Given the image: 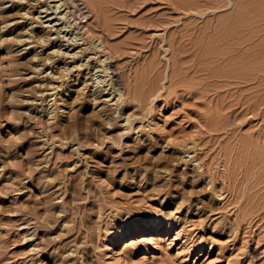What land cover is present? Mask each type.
<instances>
[{"label": "rangeland", "instance_id": "374dc122", "mask_svg": "<svg viewBox=\"0 0 264 264\" xmlns=\"http://www.w3.org/2000/svg\"><path fill=\"white\" fill-rule=\"evenodd\" d=\"M131 1L83 44L60 0H0V264H264V105L225 80L264 68V0Z\"/></svg>", "mask_w": 264, "mask_h": 264}, {"label": "bare ground", "instance_id": "6f19581e", "mask_svg": "<svg viewBox=\"0 0 264 264\" xmlns=\"http://www.w3.org/2000/svg\"><path fill=\"white\" fill-rule=\"evenodd\" d=\"M37 1V0H36ZM45 1V0H44ZM201 4H198L199 6V8H201V5L203 6H208L207 8H210L211 9V11L212 10H214L215 8H213V7H215L217 4V2H220L221 0H215V2H212V3H210L208 0H198ZM213 1V0H212ZM39 2H40V0H39ZM41 2H42V0H41ZM40 2V3H41ZM60 2H63V5H62V8L64 7L65 9L63 10V11H65L66 10V14H65V16H63V14H61V17H55L56 19H58V21L59 20H64V22L67 24V23H69L70 24V27H73L74 28V30L76 31V33L79 35H77L78 37H79V39H80V37H81V39H80V41L81 40H83V44H85L86 43V41H88L89 39L90 40H93V38H89V37H92V35L91 34H93L94 35V33H96V31H97V29L99 28V29H101L100 31L103 33V38H102V40H103V44H105L106 43V40L107 41H109V36L111 35V27H110V24H109V22H108V20H107V18H106V16L104 15L105 13H104V11L105 10H103V8L105 7V6H111V5H113V6H120V5H123V6H126V7H130V4H131V0H60ZM198 2V3H199ZM45 4V3H44ZM48 4H49V0H48ZM62 4V3H61ZM196 4V3H195ZM212 4V5H211ZM40 5H42V4H40ZM46 5V4H45ZM44 6V5H43ZM50 6V5H49ZM56 6H58V4L56 5ZM8 7V6H7ZM192 8L191 9H193V5L191 6ZM197 7V4H196V6H195V8ZM205 7V8H206ZM216 7H218V6H216ZM51 8H53V7H51ZM194 8V9H195ZM42 9V8H41ZM59 8H56V10H58ZM44 10V9H43ZM46 10H48V9H46ZM55 10V11H56ZM48 11H50V9L48 10ZM48 11H46V12H48ZM53 11H54V9H53ZM60 11V10H59ZM198 11V10H197ZM197 11H196V13H197ZM210 11V10H209ZM43 12H45V10L43 11ZM61 12V11H60ZM104 14H103V13ZM21 13H23V12H21ZM26 13V12H25ZM30 13V12H29ZM49 13V12H48ZM59 14V13H58ZM22 15H24V14H22ZM46 15H47V13H46ZM54 15H57V11L53 14V18H54ZM69 15L70 16H75V20H73V22H75V23H73L72 21H71V19L69 18ZM48 16V15H47ZM59 16V15H58ZM23 17V16H22ZM25 17H27V15H24V17L23 18H25ZM49 17H50V14H49ZM52 17V16H51ZM262 17V16H261ZM264 17V16H263ZM262 17V18H263ZM42 18H43V16H42ZM92 18H95V23L93 24V26H92V24L91 23H88L89 21H90V19H92ZM83 20H85L86 21V23H88V25H82V23L84 22ZM56 21V20H55ZM58 21H56V22H58ZM19 22V21H18ZM37 22V21H36ZM43 22V21H42ZM42 22L40 23V25L42 24ZM60 22V21H59ZM48 23H52V22H48ZM53 23H55L54 21H53ZM16 24V23H15ZM55 24H57V23H55ZM55 24H53V25H55ZM61 24V23H60ZM241 24H245V23H241ZM12 25V24H11ZM49 25V24H48ZM48 25H45L46 27H48ZM62 25L64 26V24H63V22H62ZM235 25H238V24H235ZM50 26V25H49ZM56 26H58V24L56 25ZM66 26V25H65ZM64 26V27H65ZM68 26V25H67ZM231 27L230 28H233L234 27V25H233V27H232V25H230ZM240 26V25H239ZM239 26H237V28L239 27ZM241 26H243V25H241ZM247 26V25H246ZM246 26L244 27V28H246ZM35 27H38V26H35ZM61 28H57L58 30H60V29H62L63 27L62 26H60ZM69 27V26H68ZM34 28V27H33ZM50 28V27H49ZM51 28H53V26L51 27ZM56 28V27H55ZM54 28V29H55ZM73 28H71L72 30H73ZM229 28V29H230ZM44 29H45V27H44ZM56 29V33H57V30ZM63 29H65V28H63ZM70 29V28H69ZM233 29H235V28H233ZM232 29V30H233ZM242 29V28H241ZM47 30V29H46ZM67 30V29H66ZM73 30V31H74ZM226 30H228V27H227V29ZM224 31V32H227V31ZM248 30V29H247ZM247 30H244V31H247ZM48 31V30H47ZM46 31V32H47ZM52 31H54L53 29H52ZM65 32L64 30H61L60 32ZM69 31V30H68ZM71 31V30H70ZM69 31V32H70ZM74 31V32H75ZM231 33H233L234 31H231V30H229ZM228 31V32H229ZM236 31V30H235ZM242 31V30H241ZM240 31V32H241ZM244 31H242L243 33H244ZM251 31H253V29H250V31L249 32H251ZM46 32H44V33H46ZM59 32V31H58ZM68 32V33H69ZM254 32V31H253ZM252 32V33H253ZM43 33V32H42ZM43 33V34H44ZM221 33V32H220ZM219 33V34H220ZM242 33V34H243ZM60 34V33H59ZM62 34V33H61ZM71 34V33H70ZM238 35V34H241V33H237V31H236V33H235V35ZM246 34V33H245ZM257 34V33H256ZM58 35V34H57ZM65 35V34H64ZM221 35V34H220ZM223 35V34H222ZM225 35V34H224ZM228 35H230V34H228ZM236 35V36H237ZM244 35V34H243ZM45 36V35H44ZM71 36V35H70ZM74 36H76V34L74 35ZM226 36V35H225ZM28 37H30V36H28ZM53 37V36H52ZM49 37V40L48 39H46V40H48V41H50V40H52L53 38H55V37ZM57 37H59V35L57 36ZM57 37L55 38V39H57ZM78 37H77V39H78ZM102 37V36H101ZM100 37V38H101ZM239 37V36H238ZM45 38V37H44ZM52 38V39H51ZM61 38H62V36H61ZM63 38H66V36L65 37H63ZM68 38V37H67ZM66 38V42H68V43H71V41L69 42L68 41V39ZM240 38V37H239ZM54 39V40H55ZM72 39H74L73 37H72ZM71 39V40H72ZM76 39V38H75ZM74 39V40H75ZM76 39V40H77ZM235 39H236V37H235ZM21 40V39H20ZM28 40V39H27ZM58 40H61V41H63V40H65V39H60V37H59V39ZM23 41V40H22ZM29 41V40H28ZM27 41V42H28ZM104 41H105V43H104ZM238 41H239V39H238ZM247 41V40H246ZM46 42V41H45ZM72 42H74V41H72ZM79 42V41H78ZM249 43H250V40L248 41ZM247 42V43H248ZM60 43V42H59ZM75 43V42H74ZM89 44L91 43V45L88 47V48H91V51L92 50H94L93 52H91L90 50V52L91 53H94V54H102L101 56H103V55H107L108 54V57H106V59L107 58H110V60H111V58L112 57H110L109 55H113L112 53H114V51H113V47H111V46H109L108 44H106V45H103V46H101L100 48H99V45L97 46V47H95L94 45L95 44H92V41L90 42H88ZM87 43V44H88ZM244 42H241V44H243ZM246 43V44H247ZM66 44V43H65ZM79 44V43H78ZM77 44V45H78ZM81 44V43H80ZM82 44V45H83ZM238 44H239V42H238ZM245 44V45H246ZM67 45V44H66ZM72 45V44H71ZM74 46L76 45V44H73ZM69 46V45H68ZM80 46V45H79ZM244 46V45H243ZM247 46V45H246ZM60 47V46H59ZM67 47V46H66ZM77 47V46H76ZM82 47H85L84 45L82 46ZM237 46H235V52L238 50L237 48H236ZM239 47H241L240 46V44H239ZM61 48V47H60ZM72 47H70V49H71ZM75 48V47H74ZM73 48V49H74ZM81 48V47H80ZM85 48H87V46L85 47ZM87 48V49H88ZM102 48V49H101ZM230 48H231V50L233 49V45H232V47L230 46ZM69 49V50H70ZM76 49V48H75ZM243 49V48H242ZM85 50V49H84ZM256 50L258 51V49L256 48ZM255 50V51H256ZM227 51V53H228V55L227 56H230L229 55V50H226ZM225 51V52H226ZM239 51V50H238ZM261 51H262V49H261ZM83 52V51H82ZM81 52V53H82ZM85 53L86 52H88V51H84ZM83 52V53H84ZM233 52V51H232ZM232 52H230V53H232ZM260 52V51H259ZM264 52V51H263ZM263 52H261V54L263 53ZM54 53V52H53ZM56 53V52H55ZM62 53V52H61ZM77 53V52H76ZM81 53H79V51H78V53L77 54H81ZM59 54V53H58ZM74 55V56H72L71 55V57H74L76 60L78 59V58H76L75 56H77L78 57V55ZM218 54V53H217ZM219 54H224V53H219ZM259 54V53H258ZM264 54V53H263ZM65 55H66V53H65ZM68 55V54H67ZM84 55H86V54H84ZM83 55V56H84ZM95 55V56H96ZM235 55V54H234ZM257 55V54H256ZM62 56H64V55H62ZM70 56V55H69ZM69 56H65V57H69ZM81 56H82V54H81ZM81 56L79 55V57L81 58ZM98 56V55H97ZM221 56V55H220ZM220 56H218V57H220ZM251 56H252V54H251ZM249 57V58H252V57ZM258 56V55H257ZM262 56H264V55H262ZM216 57V56H215ZM222 58H224L223 57V55L221 56ZM232 57H233V55H232ZM235 57V56H234ZM259 57H261V56H259ZM259 57H257V58H259ZM70 58V57H69ZM87 58V57H86ZM226 58V57H225ZM262 58V57H261ZM260 58V59H261ZM73 59V58H72ZM71 59V60H72ZM74 59V60H75ZM85 59V58H84ZM92 59H95V57H94V55H93V58L92 57H90L89 58V60L88 61H91ZM96 59H99V58H96ZM103 59H105V58H103ZM103 59H102V61H103ZM113 59V58H112ZM216 59H218L219 60V58H217L216 57ZM222 60H225V59H222ZM228 60V58L226 59V61ZM250 60V59H249ZM258 60V59H257ZM256 60V61H257ZM101 61V62H102ZM262 61H264V59H261V62ZM81 62H82V59H81ZM174 62V61H173ZM172 62V63H173ZM229 62H233V61H230L229 60ZM245 62V61H244ZM261 62H260V64H261ZM87 63V62H86ZM90 65H91V63L92 62H88ZM96 63H100V62H96ZM171 63V64H172ZM234 63V62H233ZM236 63V65L238 64V62H235ZM235 63H234V65H235ZM71 64V63H70ZM85 64V63H84ZM102 64V65H101ZM106 64H109V66H110V68H108V69H112V72H111V76L110 75H108V76H110L111 78H112V80L114 81V85L116 84L118 87L117 88H121L122 87V79L120 78V74H119V70H118V67H117V64L116 63H112V62H108V63H106ZM174 64H175V66H176V63L174 62L173 63V65L172 66H174ZM230 64V63H229ZM242 64H243V61H242ZM241 64V65H242ZM86 65V64H85ZM85 65H82L83 67L85 66ZM100 65L101 66H103L104 64L103 63H100ZM231 66H232V63L230 64ZM233 65V66H234ZM75 66V65H74ZM77 66V65H76ZM93 66V65H92ZM175 66L173 67V68H175ZM232 66V67H233ZM245 67L247 66V65H244ZM258 66L260 67V65L258 64ZM258 66H256V67H258ZM67 67H69V66H67ZM78 67H80V66H78ZM107 67H108V65H107ZM106 67V68H107ZM230 67V66H229ZM236 67V66H235ZM244 67V68H245ZM258 67V68H259ZM75 68H77V67H75ZM85 68H86V66H85ZM93 68V67H92ZM95 68H97V67H95ZM231 68V67H230ZM239 68V67H238ZM246 68H248V67H246ZM246 68L244 69V71L245 72H241L242 74H243V76L242 75H240V74H233V73H235L234 71H236V69L234 70V68H233V72L231 73V76L229 75V76H227V77H225V80L226 79H228L227 80V83H226V81L224 80L223 82H225L226 84H227V86L229 87V86H233V85H236V86H238V84H247L248 86H249V88H246L247 90L248 89H252L251 91H253V89L255 90H257V92H256V96H252L251 97V95L252 94H254L255 95V93H252V94H250V96H249V94H248V96H247V94H244V96L243 95H241V96H243V97H241V103L240 102H238V104H241V106L243 105H245L246 106V109H244V111L245 110H247V111H250V112H247L248 114H246V115H249V113L250 114H252V113H256V112H258L257 110H260L261 111V106H263L264 105V103L262 102L263 101V95H260L259 93L261 92V91H263L264 90V68L262 67H260L259 69L257 68V70H256V72H251L250 74H248V75H246ZM69 69V68H68ZM74 69V68H73ZM88 69H90L89 67H88ZM87 69V70H88ZM105 69V68H104ZM196 69V68H195ZM232 69V68H231ZM254 70L256 69L255 68V66H254V68H253ZM65 70H67V68L65 69ZM74 70H76V69H74ZM101 70H102V68H101ZM107 70V69H106ZM230 70V69H229ZM238 70V69H237ZM241 70H243V68H242V66H241ZM248 70V69H247ZM252 69H250V71H251ZM69 71V70H68ZM71 71V70H70ZM173 71V70H172ZM226 71H228V70H226ZM239 71V70H238ZM237 71V73H239ZM249 71V70H248ZM247 71V72H248ZM249 71V72H250ZM103 72V71H102ZM194 72H196L195 70H194ZM229 72H231V71H228V72H226V73H229ZM91 73V72H90ZM106 73V72H105ZM176 72H175V70H174V73L172 74V75H174ZM219 73V72H218ZM222 73H224V72H221V73H219V75H218V78H220L221 79V77L220 76H222L223 77V79H224V76H223V74ZM220 74H222V75H220ZM230 74V73H229ZM245 74V75H244ZM78 75V74H77ZM176 75V74H175ZM174 75V76H175ZM83 76H85V75H83ZM107 76V75H106ZM214 76L217 78V76L214 74ZM79 77V76H78ZM213 77V76H212ZM88 78V77H87ZM92 78V77H91ZM93 79V78H92ZM110 80V79H109ZM111 80V82H113ZM88 81V80H87ZM221 81V80H220ZM215 83H216V80H215ZM221 83H222V81H221ZM220 84V83H219ZM87 85V84H86ZM113 85V84H112ZM113 85V86H114ZM221 85V84H220ZM220 85H219V87H220ZM226 86V87H227ZM236 86H235V89H236ZM244 86V85H243ZM242 86V87H243ZM36 87V86H35ZM40 87V86H39ZM41 87H43L42 85H41ZM46 87V86H45ZM44 87V88H45ZM52 88L54 87V91H56V87L55 86H51ZM51 87H46L47 89L48 88H51ZM240 87H241V85H240ZM239 87V89H242V88H240ZM51 88V89H52ZM123 88V87H122ZM230 89H231V87H229ZM233 88V87H232ZM46 89V90H47ZM50 89V90H51ZM229 89V90H230ZM243 89H244V87H243ZM242 89V90H243ZM246 89H245V91H246ZM53 90V89H52ZM120 90V89H119ZM122 90V89H121ZM242 90H240V91H242ZM250 90H248V91H250ZM232 91H233V89H232ZM232 91H230V92H232ZM236 91L237 90H235V94H236ZM240 91L238 90V93L239 94H242V92L240 93ZM259 91V92H258ZM47 92V91H46ZM229 92V93H230ZM244 92V91H243ZM55 93V92H54ZM57 93V92H56ZM238 93L236 94L237 96H238ZM247 93V92H246ZM258 93V94H257ZM264 93V91L262 92V94ZM43 94L45 95V93L43 92ZM46 94H50V93H46ZM119 94V93H118ZM232 94H234V92H232ZM232 94H229V95H232ZM55 95V94H54ZM57 95V94H56ZM97 95V94H96ZM102 95V94H101ZM228 95V94H227ZM97 96H99V95H97ZM120 96V95H119ZM257 96H258V99H257ZM262 96V97H261ZM100 97V96H99ZM228 97V96H227ZM231 97V96H230ZM230 97H228V99L226 98V96L224 97V101H226V100H229L230 99ZM233 98H235L234 97V95L232 96ZM231 97V98H232ZM239 97H240V95H239ZM121 98V97H120ZM119 98V99H120ZM237 98V99H236ZM235 99H233L232 100V102H230L231 104L232 103H237V101H235V100H238V97H236ZM263 98V99H262ZM118 99V98H117ZM99 100H101L100 98H99ZM103 101H106V100H103ZM218 101H223V100H221V98H220V100L218 99ZM217 101V102H218ZM223 101V102H224ZM231 101V100H230ZM102 102V101H101ZM223 102H221V104L223 105ZM227 103L229 102V101H226ZM225 103V102H224ZM226 104L225 103V106L227 105H229L228 107H229V109H232V107L234 108V106L236 107V105L235 104H232V105H234V106H232L231 104ZM101 104H103V103H101ZM217 104V103H216ZM263 104V105H262ZM103 105H105V104H103ZM218 105V104H217ZM216 105V106H217ZM219 105H220V103H219ZM232 107H231V106ZM261 105V106H260ZM221 106V105H220ZM227 106H226V108H227ZM238 106H240V105H238ZM240 106V107H241ZM242 106V107H243ZM258 106H260V107H258ZM221 107H223L224 109H225V107L224 106H221ZM220 107V108H221ZM239 107V108H240ZM219 108V109H220ZM243 108H245V107H243ZM257 108H259V109H257ZM222 109V108H221ZM220 109V110H221ZM225 110H228V109H225ZM232 111H233V109H232ZM231 111V112H232ZM234 111H236V110H234ZM243 112V111H242ZM262 112V111H261ZM236 113V112H235ZM241 113V112H240ZM245 113V112H244ZM259 113V112H258ZM258 113H256L257 115H258ZM231 114V113H230ZM237 114V113H236ZM239 114V113H238ZM242 115H244L243 113H241ZM235 115V114H234ZM240 115V114H239ZM256 115V116H257ZM245 116V115H244ZM243 116V117H244ZM255 116V114L252 116V117H254ZM243 117H241V115H240V117H238V119H237V116L235 115V117L233 116L231 119L233 120V118H235L236 119V123H237V120L239 121V118L241 119V118H243ZM245 118V120H246V117H244ZM244 118L242 119L243 121H244ZM241 121V120H240ZM232 122H234V120L232 121ZM264 133V132H263ZM263 138H264V136L261 138V140H263ZM142 225H144V223H142V224H138V225H136V226H126L127 227V229L129 230V231H135V229L136 230H139L140 228H141V226Z\"/></svg>", "mask_w": 264, "mask_h": 264}]
</instances>
